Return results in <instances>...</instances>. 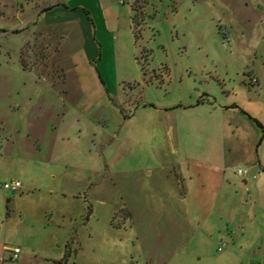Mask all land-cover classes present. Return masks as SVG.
Segmentation results:
<instances>
[{
  "label": "rangeland",
  "instance_id": "374dc122",
  "mask_svg": "<svg viewBox=\"0 0 264 264\" xmlns=\"http://www.w3.org/2000/svg\"><path fill=\"white\" fill-rule=\"evenodd\" d=\"M56 2L65 6H55ZM48 4L52 8L40 12L39 7ZM61 69L81 78L92 70L94 75L102 74L111 97L97 83L92 84L93 78L86 80L89 86L87 82L79 86L75 76L68 83L69 102L77 109H88L102 125L108 119L109 133L93 140L91 159L97 171L55 167V179L45 171L30 172L27 177L36 183L32 189L2 192L9 215L22 214L27 243L35 244L40 256L49 252L55 258V262L29 259L24 264L62 260L68 264H133L131 260L140 254V240L130 220L125 226L121 210V189L133 180L121 170L163 164L158 153L167 164L205 165L203 160L214 162L222 143L224 147L229 139L236 152L229 175L240 192L246 187L244 177L252 187L260 172L264 173V0H0V109L14 108L18 102L55 103L52 91L42 82L43 74L51 73L52 79L53 72L55 78ZM202 98L217 104L236 103L243 109L242 115L232 118L241 122L244 136L233 124L235 132L226 139L221 126L207 120L205 131L197 132L187 145L177 129L164 136L162 125L157 126L155 146L147 142L149 127L142 130L145 140L140 143L122 145L115 139L122 109L152 121L145 111L195 104ZM59 102L63 105V100ZM203 117L209 115L204 112ZM15 118L4 129L13 131V135L7 133L12 138L19 134ZM251 141L248 157L237 153ZM249 157L255 161H248ZM239 168L245 175L239 174ZM7 199L12 201L7 203ZM148 208L159 216L154 222L158 223L156 230L163 232L159 219L165 215V200L157 198ZM15 230L14 236H21ZM16 243L19 255L29 252L22 241ZM66 248L69 253L62 258Z\"/></svg>",
  "mask_w": 264,
  "mask_h": 264
},
{
  "label": "crops",
  "instance_id": "0c3cea01",
  "mask_svg": "<svg viewBox=\"0 0 264 264\" xmlns=\"http://www.w3.org/2000/svg\"><path fill=\"white\" fill-rule=\"evenodd\" d=\"M56 5L61 7L65 6V3L56 2ZM48 6L51 4L39 7L40 12L47 10ZM98 72L94 75L93 70L89 71V75L84 76L85 79L62 69L55 78L53 72L52 79L51 73H44L42 82L52 91L55 103H48L46 100L31 104L18 102L14 108L2 106L0 109V264H24L29 259H52L47 255L49 252L40 256L38 252L41 250L36 249L31 241L27 243L29 236L26 237L21 228L24 220L22 214L9 215L6 211L2 192L16 191L2 189L3 181L19 179L22 182L21 188L30 190L36 184L34 178L27 177L30 172L40 174L45 171L55 179V167L74 168L80 172L98 170L93 167L91 159L93 140L98 135L102 139L109 133L106 127L108 119L106 124L102 125L100 120H93L86 112L88 109L80 110L75 103L71 104L69 100L72 92L68 85L71 77L75 79L76 76L79 86H85L86 80L93 78L92 84L97 83L99 89L107 93L109 90H105V81ZM59 85L63 90H60ZM87 85L89 86L88 82ZM107 94L112 96L111 93ZM60 100H63V105ZM206 100L202 98L195 104L181 103L145 111L144 114L149 113L152 121L144 116H133L129 114L131 112L122 109L124 114L119 118V130L115 131V139L122 145L130 142L140 143L145 140L142 130L149 127L152 129L148 130L147 142L155 146L159 136L157 126L162 125L164 136L165 132L168 136V133L172 134L177 129L178 136H181L183 144H186L197 132L205 131L207 120L212 121L214 125H220L226 139L235 132L233 124L236 125V131L244 136L241 122L232 118L234 115H242L243 109L236 103L217 104L210 98ZM162 112L164 115L160 116ZM204 112L209 118L203 117ZM13 116L17 119L16 133H19L14 138L7 134L10 132L13 135L12 130L4 132L6 123L12 122ZM228 128L229 131H226ZM251 138L255 139L254 136ZM229 141L227 139L228 145L224 144V147L222 143L220 155L214 162L204 159L205 165L197 162L186 165L180 161L167 164L164 155L158 153L159 158L164 161L163 164L153 167L135 166L129 169L123 167L121 172L130 173L129 177L133 180L126 189L121 186V210L125 215L123 222L127 226L129 220L131 221L133 231L138 234L141 243L138 246L139 257L131 260L133 264H140V260L142 264H264V173L260 172L252 187L248 186L250 179L244 177L242 181L246 184L243 190L245 192H240L238 185L229 175L231 158L236 154ZM251 142L245 145L248 150H238L237 153L248 157L254 140ZM228 147L232 154L227 153L225 148ZM153 154L156 156L155 152ZM98 155L100 157V154H96ZM249 160L255 161V158L249 157ZM157 198H163L166 205L165 215L159 219L163 221V232L156 230L158 223L154 220L159 216L150 212L152 208L145 209V206L155 204ZM11 201L12 199H7V203ZM14 228L21 236L16 233L14 236ZM18 240L27 245L31 255L28 252L13 259L10 251L20 246L16 245ZM223 242L226 245L220 249ZM68 253L66 248L62 258L67 257ZM52 260L55 262V258ZM57 264H68V260Z\"/></svg>",
  "mask_w": 264,
  "mask_h": 264
},
{
  "label": "built area",
  "instance_id": "2783aa9c",
  "mask_svg": "<svg viewBox=\"0 0 264 264\" xmlns=\"http://www.w3.org/2000/svg\"><path fill=\"white\" fill-rule=\"evenodd\" d=\"M120 1H124V0H120ZM134 2H136L137 0H132ZM257 78H253V81H256ZM239 174H243L244 171L242 168H239L238 170ZM22 187V182L19 179H12V180H8L3 182L2 184V189H8V190H12V191H18L20 190V188ZM226 243L223 242L220 245V249H222L223 247H225ZM21 252V249L19 247H15L14 248V252H13V259H17L19 256V253Z\"/></svg>",
  "mask_w": 264,
  "mask_h": 264
},
{
  "label": "trees",
  "instance_id": "16d2710c",
  "mask_svg": "<svg viewBox=\"0 0 264 264\" xmlns=\"http://www.w3.org/2000/svg\"><path fill=\"white\" fill-rule=\"evenodd\" d=\"M48 8H50V6H48L46 9H48ZM134 8H136V7L134 6ZM134 20H137V18L134 17ZM138 24H139V22H138Z\"/></svg>",
  "mask_w": 264,
  "mask_h": 264
}]
</instances>
